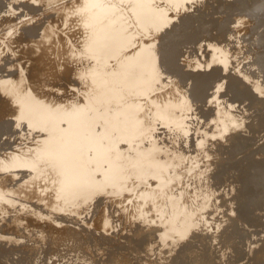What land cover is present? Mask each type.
Returning <instances> with one entry per match:
<instances>
[{
  "label": "rangeland",
  "instance_id": "1",
  "mask_svg": "<svg viewBox=\"0 0 264 264\" xmlns=\"http://www.w3.org/2000/svg\"><path fill=\"white\" fill-rule=\"evenodd\" d=\"M7 1H4L3 4L0 1V89L2 91H0V107L2 106L0 114L11 100L7 95L9 89L17 80L18 82L22 81V85L24 86H22V89H28L27 91L31 96L42 99L40 101L41 103L45 105L50 103L54 106L58 104V106L60 105L64 109L63 115H74L68 117L67 120H59L57 123L59 129H66L67 126L65 125H68L69 120H86L91 132L89 136L90 139L93 142L96 141L102 144L101 155H104L99 160L98 156L95 155V150H92L91 144L88 146L81 144L79 146L80 153H84L82 154L84 156V161L87 158V161H85L83 165L84 170L90 172L91 181H95L97 186L99 183L100 185L103 183V185H101V187L99 186L100 189H95V193L91 200H89L91 202L87 201L89 204H79L77 208L74 207L73 202L75 201L72 202V199L75 198L63 200L62 196L56 194L58 192L57 188H59L60 185H55L59 184V178L56 179L57 175L55 176L52 174V170H54L53 166L55 165L45 164L47 168L43 166L44 171L42 172H47L42 173L38 178H34L31 171V166L34 165V162L36 163V157L34 156L36 155V153L34 154L36 148L38 150L45 140L53 136V130L51 128L44 130L40 127L29 126L23 121L20 123V121L15 120L17 118L15 113H12V110L16 108L14 107L16 105H13L14 108L12 107L9 112L11 116L7 115L0 120V163L2 164L3 160H8L10 157H16L17 155V157H21L20 159L27 160L21 162L24 165H20L18 168L0 170V173H2V175L0 174V222L1 224L3 223L2 225L0 224V236L2 237L1 234H4L3 237L0 238V242L4 245L0 243V248L3 252H0V264L1 262L2 264H20L23 261L24 263L28 261L26 264H42L43 262V264H74L76 261L78 263L75 264H105L106 259L105 261L102 259L106 257L109 258L106 264L111 262L114 264H123V261H125L126 264H226V262L227 264H263L264 261L261 262L262 260L260 257L264 256V198L262 197L264 195V190H261L264 189V185L262 184L264 183V173H260L257 166L258 164L260 166V163L264 160V134H261L264 133L262 129L264 128V7L261 5L251 7L248 0H212L214 3H212L211 0H156V2L153 4L151 3L152 6L149 5L148 8L154 7L157 8L156 10H161L159 13L160 17H158L156 22L151 24L149 23V18H146V20L141 18L135 19L130 11H128V9L130 10V5L128 3V5L121 4L119 6L121 14L122 12L125 15L127 14L126 17L123 16L124 19L122 18L124 20L123 23L125 22L127 25V32L125 31L126 33L124 32V34H127V37H131L132 45L123 50L119 57L129 54H131L132 58L137 55H139V57L134 58L125 68L124 76L129 78L127 80L128 86L124 91V95L118 100L119 102L117 101L114 103L113 101L109 102L102 100L104 104L100 105L102 102L101 100L99 102L98 97L100 95L97 94L100 91L98 92L97 89L101 86L110 88L111 83L108 78L109 71H107L106 67L104 70L99 69L97 76L99 78H96V81L90 80L92 76L88 74V71L90 73L92 69H94L93 66L95 65L91 63L93 60L90 61L91 57L87 52L78 51L81 49L79 44L82 43L81 46L83 47L85 37L87 36V28L81 25V23H78V21L81 22L80 19L84 17L86 11L82 8L86 3L85 1L89 0H84V2L83 0H47L48 2L46 0ZM210 1L211 3H209ZM82 2L84 5H82ZM206 4H209V7ZM10 5L11 9L9 7ZM203 5H206L204 6L205 8L202 7ZM6 7L8 8L6 9ZM208 8L209 10L207 11ZM4 9L7 11L4 12ZM2 11L4 14L1 13ZM77 12H79L80 16ZM77 15L82 18L79 19ZM190 15L193 17L195 16L194 18L196 19L194 23L187 22V17ZM43 18L46 19V23H44ZM62 18L64 22H67L66 24L63 22ZM41 20L43 24L40 23ZM38 22L41 26L38 25ZM76 22L80 25L75 26ZM165 23H167V25L163 27L162 25ZM216 23L219 25L217 28H220V25L224 26V35L226 36L225 41L221 43V48H216L217 50L214 44V40H216L215 37H212L213 35L211 32H206L207 29H212L214 26L216 28ZM43 25L47 27H43ZM171 25L179 28L182 27V29L185 30L184 36L179 40V46L182 47V44H184V49H180L179 46L175 47V44H177L175 40H177L178 34L172 29ZM31 26H35L33 27L34 29H31ZM41 27L48 30V34L52 33L53 29L55 31L52 33L54 36L52 34H46V36V31L43 33V30L41 34V31H39ZM165 29L170 33V35H166L167 39L170 41L164 39L165 34L168 33ZM56 31L59 36L58 39L60 44L58 39L55 38L57 37L55 34ZM38 33L41 35L39 34L36 39ZM27 36H29V40ZM18 37L20 38L19 40ZM21 38H24L25 41L23 42ZM246 38L250 39L247 40ZM54 39L58 41V44L53 41ZM76 39H80V41L83 39V41L80 42ZM14 40L18 41L15 42ZM32 40L34 41L32 42ZM48 40L49 42L46 45L45 43ZM193 40L197 43L196 45L193 44ZM190 41L192 43H189ZM19 42H21L20 44L22 45L25 43L24 46L19 44L20 46L18 47L17 45ZM38 42H41L39 43L40 46ZM183 42H186V44ZM27 43L39 48L36 47L34 50V48ZM163 44L166 46L168 45L167 47L171 49L166 48L167 51H170L165 54L166 56H163V61L165 63L162 62L164 65L162 62L161 65H158L161 67V73L159 77L156 78L154 76L155 62L152 59L150 60L147 55L150 54L154 46H157V48H161H158V50H160V52L158 51L160 56L161 50L164 48ZM204 44L205 50L202 48ZM27 45L32 48H28ZM74 45L77 47H74ZM78 46L80 48H78ZM26 47L31 49V51L27 50ZM65 47L67 49L68 47L71 49L73 48L72 50L77 53L70 49H68L67 52ZM17 48H19V50ZM23 48L27 50V53L26 50L25 52L22 50ZM172 48H179V52H177L176 50L178 49H176V53H174ZM20 50L24 52V55L22 51L21 53L19 52ZM69 50L72 53H70ZM9 52L14 54L17 52V55L20 53L23 56L21 57L20 55V57L17 58L20 63L16 58H13L16 54L13 56L14 54H9ZM172 52L177 55H172ZM65 53H68L69 56L65 55ZM25 54L26 56L29 55V60L27 57V60L24 58ZM70 54L71 58L74 60H68H73V62H75L78 59V62L71 63L70 61H65L67 57L70 58ZM5 55L6 57L8 55L13 57L10 58V56H8L4 59ZM87 57L89 58L87 59ZM255 57L260 59H256ZM20 58L26 60L25 63L23 62L24 60L22 61ZM11 60H13L14 63L11 64ZM86 60L89 61L87 62ZM165 60L168 61L166 62ZM201 60L202 62L207 60V71L215 68L219 69V75L215 77L216 81L211 83L213 85L215 82L218 84L217 86L211 88V85H209L210 82H206L202 88L199 87L197 89L193 87L191 80H186V77H188L191 72L192 76H199L197 74L200 73L201 69H199L198 65L196 67V61L200 62ZM27 61L30 64L27 63ZM22 62L24 64L20 67ZM63 62H68V65L66 63L63 64ZM202 62L200 63L204 64ZM4 63H8V65L11 64V67ZM69 63L73 64V66L71 64L69 65ZM168 63L169 66H166ZM31 64L33 65L31 66ZM96 64L98 65V63ZM15 65L18 67L17 71L15 70ZM108 65L112 67L113 64L109 61ZM190 66L193 67V70ZM211 66H213V68H210ZM8 67H10V70ZM65 67H69V69L66 68L68 71L64 69ZM168 67H170V69ZM71 69L74 70L73 73L69 71ZM13 70L15 72H13ZM114 70L116 71L115 68ZM221 71L222 73H220ZM233 72L239 73V77H230ZM67 73H69L70 76ZM248 77H252V80ZM13 78L16 79L14 80ZM232 78L233 80H231ZM212 80L214 79L212 78ZM236 82L241 84H235ZM85 85H89L87 86V88H89L87 89ZM255 87L257 89L259 87V90L255 89ZM34 93H36L35 96ZM42 93L44 95H42ZM7 98H9L8 102ZM2 102H4L5 105H2ZM101 107H103L104 110H102ZM13 115L15 116L13 117ZM102 116L104 119H101V122L99 118H102ZM210 116L211 119H209ZM130 118L131 120H128ZM128 123L130 125L127 126ZM100 124L101 126H99ZM129 127H133L134 131ZM136 127L138 129H136ZM259 131L262 132L260 133ZM98 132L101 135H99ZM103 133L105 135H111L106 139V137L102 138L104 135ZM258 133H260V136H257L259 135ZM5 141H7V143ZM86 150L87 152H91V157L89 153L87 154ZM104 151H106V153ZM151 154L155 157L153 158ZM145 155L146 160H144L145 158L143 157ZM158 155H160L159 160L157 158ZM160 157H162L163 163L160 161ZM95 158H97L98 161ZM165 160H167V163ZM134 161L137 163L135 162V165H132ZM171 163H174L172 164L173 166H170ZM50 166L53 168L51 169ZM139 166L142 169L139 168L138 170L137 168ZM143 166H145V168ZM143 168L146 170L145 172ZM101 170L105 171L102 172ZM162 171L164 172L163 176ZM16 172H19V175L16 174ZM23 173H26L24 174L26 176L29 174L31 176L30 178L27 177L28 179L24 178L22 182L20 177H24ZM159 174H161V176ZM32 177L34 178L32 179L33 181L29 180ZM249 178H255V183L257 185L253 184L252 186ZM53 179H55V182ZM16 180L19 182L21 181L20 184ZM105 180L108 181L106 182L107 184H105ZM25 181H27L29 185H25ZM22 183L24 186H21ZM54 185L55 187L57 186V188L53 189ZM16 186H18L19 190ZM231 186L233 189L230 190V188H232ZM261 186L262 188H260ZM20 187H22V189ZM23 187L27 188L24 189ZM15 190L18 191L14 192ZM28 190L33 192H29ZM55 190H57V192H55ZM222 190L225 194L228 193L226 194L228 198ZM253 191L257 193H261L260 191H262V194H257L255 192V196L253 197ZM56 196L61 197H59L60 199L58 198L59 202H57ZM50 199L52 201L48 203ZM5 200L12 201L13 203L7 204ZM67 202H69V206ZM59 203H61L60 206L62 209L59 207ZM55 208L57 210H55ZM4 212L6 213L4 214ZM171 212L174 215L171 214ZM32 214H34V217ZM14 217L17 219H14ZM19 217L24 220H20ZM70 219L73 222H78V224L72 223ZM6 220L7 222L9 220V223L13 222V224L15 220L17 223L20 222L19 225L17 224L18 228L16 227V230L18 231V229H21V231L17 234L13 231V233L14 235H18V237L15 236L18 241L23 240V244L21 241L17 242L15 238L11 240L14 235L10 233L12 235V238H10L11 235L9 232H4L10 231V226L12 225L8 223L7 225L9 227L6 226ZM185 224H187L188 227L184 233L180 234L178 230ZM33 232L36 233L33 234ZM78 232L80 234L76 235ZM5 234H8L9 238L8 236L5 237ZM74 235L77 237L73 239ZM42 237L44 239H42ZM159 237L163 239L160 241ZM4 240L7 241V243H5ZM9 240L13 243L8 242ZM77 240L81 243L76 242ZM96 240L100 245L96 243ZM103 241L104 243L102 244L101 242ZM28 242L30 245H28ZM16 243H21V247L19 246L20 249L18 247L19 244L16 245ZM24 243L27 244L25 245ZM56 244L60 245V248ZM40 245L43 246V248ZM74 245L78 246L75 247ZM10 246L13 249L15 247L17 253L15 250L11 251L12 248ZM28 246L33 249L29 250L30 247ZM27 247L29 249H27ZM113 247L116 248L113 249ZM54 248H56L55 251ZM83 248L84 251L82 250ZM5 249L8 250V252L4 253V251H6ZM26 249L31 252H27ZM98 249H100V251ZM18 250L21 253L18 252ZM22 250H25L23 251L24 253ZM41 251L44 252L42 253ZM47 251H49V253ZM110 251L117 253L115 254ZM89 252L91 256L88 254ZM7 253V258L3 259L2 256L6 257L5 255ZM59 253H61L60 258L58 256ZM103 253L106 257L103 256ZM20 254H22L21 257L23 261L20 259ZM75 254H77V256ZM118 254L119 256H117ZM28 255L33 256V258L30 256V259L27 258L29 260L23 259L26 258L23 256ZM35 255L39 256L40 259ZM100 255L103 256V258H99ZM51 256L55 258V261H53ZM110 256L112 258H110ZM89 257L91 258L90 261ZM169 257L171 259H169ZM69 259H71V261H69ZM173 259L178 261L175 262ZM199 259L200 261L197 262ZM64 260L67 261L65 262ZM116 260H122V263Z\"/></svg>",
  "mask_w": 264,
  "mask_h": 264
},
{
  "label": "bare ground",
  "instance_id": "2",
  "mask_svg": "<svg viewBox=\"0 0 264 264\" xmlns=\"http://www.w3.org/2000/svg\"><path fill=\"white\" fill-rule=\"evenodd\" d=\"M1 1V3L3 4V2L4 1H7V0H0ZM9 1V0H8ZM7 1V2H8ZM11 1V0H10ZM20 1V0H19ZM30 1V0H29ZM47 1V0H46ZM49 1H51V0H49ZM161 1V0H160ZM176 1H179V0H176ZM212 1V0H211ZM211 1L209 2V3H211ZM43 2H45V1H43ZM48 2V1H47ZM83 2H84V0H83ZM82 2V5H84V3ZM86 3H85V5H84V7L82 8L84 11H86L85 12V14H84V17L82 18V17H79L80 16V14H79V12H77V14H79V16L77 15V17H79V19L80 18H82V19H80V21L81 22H79L78 20V23H81V25H83L84 27H86L87 28V36L85 37V40H84V45H83V47L81 46V44H79L80 45V47H81V49L80 50H78V51H82V52H87L89 55H90V57L92 58H90V61L91 60H93V62H91V63H94V65L95 66H93V68L94 69H92V71L89 73V71H88V74H91V76H92V78L90 79V80H92V81H96V78H99V77H97L98 76V71H99V69H105V67H106V69H107V71H109V74H108V78L110 79L109 81H110V83H111V86H110V88H104L103 86H101L100 88H98L97 90H98V92L99 93H97V91H96V93L97 94H99L100 96L98 97V99H99V102H100V100H101V102H102V100L103 101H113L114 103H116L121 97H122V95H124V91H125V89H126V87L128 86L127 85V80L129 79L128 77H126V76H124V71H125V68L128 66V64L130 63V62H132L133 60H134V58H138L139 57V55H137L136 57H133L132 58V56H131V54H129V55H125V56H121V57H119L120 56V54H121V52L123 51V50H125V49H127L128 47H131V45H132V41H131V37L129 36V37H127L125 34H124V32L126 31V29H127V25H126V23L124 24L123 23V19H124V17L123 16H125L126 17V15L122 12V14H121V12H120V5L121 4H129L130 5V10L128 9V11H130V13L133 15V17L136 19V18H138V19H144V20H146V18H149L150 19V21H149V23H151V24H153L154 22H156L157 20H158V17H160L159 16V13H160V11L161 10H156L157 8H154V7H152V8H148V6L149 5H151L152 6V4L154 3V2H156V0H89V1H85ZM132 2V3H131ZM229 2V1H228ZM227 2V3H228ZM36 3V2H35ZM152 3V4H151ZM161 3V2H160ZM160 3H159V6H160ZM202 3V2H201ZM207 3V2H206ZM212 3H214L213 1H212ZM217 3V2H216ZM248 3H249V5L251 6V7H254V6H257V5H261L262 7H264L263 5H264V0H248ZM7 4V3H6ZM44 4V3H43ZM46 4H48V3H46ZM127 4V5H128ZM156 4V3H155ZM167 4V3H166ZM190 4H192V3H190ZM226 4V3H225ZM224 4V5H225ZM45 5V4H44ZM146 5H147V7H146ZM161 5H162V3H161ZM206 5H208V7H209V4H206ZM206 5H203L202 7L203 8H205L204 6H206ZM224 5H223V7H224ZM27 6H28V1H27ZM27 6H25V7H27ZM157 6V5H156ZM199 6V5H198ZM200 6H201V4H200ZM200 6H199V8H200ZM10 7V9H11V5L9 6ZM81 7V6H80ZM162 7V6H161ZM218 7V6H217ZM216 7V8H217ZM8 7H6V9H7ZM35 8V7H34ZM159 8V7H158ZM214 8V7H213ZM3 9V8H2ZM26 9H28V8H26ZM160 9V8H159ZM221 9H222V7H221ZM220 9V10H221ZM209 10V8L207 9V11ZM5 11H7V10H5L4 9V12ZM83 11V12H84ZM2 14H4L3 13V11L1 12ZM76 13V12H75ZM83 14V13H82ZM129 14V13H128ZM72 15V14H71ZM196 15V14H195ZM62 16V15H61ZM76 16V15H75ZM74 16V17H75ZM82 16V15H81ZM136 16V17H135ZM58 17V16H57ZM195 17V16H194ZM193 16H188L187 17V22L189 23V22H191V23H194L195 22V19L196 18H194ZM54 18V17H53ZM63 18H65V17H63ZM62 18V20H63V22H64V19ZM123 18V19H122ZM129 18V17H128ZM131 18V17H130ZM44 19V18H43ZM55 19V18H54ZM49 20V19H48ZM71 20V19H70ZM69 20V21H70ZM38 21V20H37ZM44 21V23H46L45 21H46V19H44L43 20ZM61 21V20H60ZM68 21V20H67ZM129 21V20H128ZM137 21V20H136ZM135 21V22H136ZM42 22V20L40 21V23ZM54 22V21H53ZM56 22V21H55ZM63 22L61 21V23L63 24ZM148 22V21H147ZM39 23V22H38ZM38 24V25H40L41 26V24H43V23H41V24ZM49 23H50V20H49ZM48 23V24H49ZM65 24L67 23V22H64ZM139 23V22H138ZM48 24H46V25H48ZM219 24V23H218ZM223 24V23H222ZM33 25V24H32ZM45 25V26H46ZM50 25H51V23H50ZM76 25H78L77 24V22H76V24H75V26ZM80 25V24H79ZM78 25V26H79ZM167 25V23H165V24H163L162 26L163 27H165ZM28 26V25H27ZM39 26V27H40ZM44 25H43V27H45ZM52 26V25H51ZM60 26V25H59ZM63 26V25H62ZM170 26V25H169ZM172 26V29H174L175 31H176V33L178 34L177 36V40H175V43H176V41H177V44H175V47H177V46H179V40H180V38H182L184 35V29H182V27H177V26H174V25H171ZM219 25H217V23H216V28H215V26L212 28V29H207V33H209V32H211V34L213 35L212 37L214 38L215 37V39L216 40H214L215 41V49L217 48V49H219V48H221V43L222 42H224L225 41V35H224V26H221L220 25V28H217ZM33 27H35V26H31L30 28L31 29H34ZM47 27V26H46ZM49 27V26H48ZM135 27V26H134ZM42 28V27H41ZM40 28V29H41ZM52 28V27H51ZM82 28V27H81ZM162 28V27H161ZM39 29V31H41V34H42V30H43V33L45 32V35L46 34H48V30H46L45 28H42L41 30ZM48 29V28H47ZM50 29V28H49ZM63 29V28H62ZM78 29V28H77ZM85 29V28H84ZM206 29V28H205ZM23 30V29H22ZM66 30V29H65ZM64 30V31H65ZM74 30V29H73ZM80 30V29H79ZM82 30V29H81ZM86 30V29H85ZM165 30H167V29H165ZM204 30V29H203ZM212 30V31H211ZM214 30V31H213ZM52 31L53 32H55L53 29H52ZM51 31V32H52ZM71 31V30H70ZM84 31V30H83ZM133 31V30H132ZM169 31H171V30H169ZM173 31V30H172ZM205 31V30H204ZM203 31V32H204ZM52 32V33H53ZM127 32V31H126ZM125 32V33H126ZM129 32V31H128ZM166 32H168V30L166 31ZM206 32H204V33H206ZM28 33V32H27ZM49 33H50V30H49ZM52 33H50V34H52ZM83 33V32H82ZM256 33H258V32H256ZM21 34V33H20ZM26 34V33H25ZM39 34L40 33H38V35L36 36V39H37V37L39 36ZM40 34V35H41ZM50 34H48V35H50ZM56 35H57V31H56V33H55ZM59 34V33H58ZM131 34V33H130ZM201 34H203V33H201ZM53 35V34H52ZM55 35V36H56ZM86 35V34H85ZM166 35H170V33L168 32L167 34H165V37H164V39H166V40H168L167 39V36ZM256 35V34H255ZM258 35V34H257ZM3 36V35H2ZM43 36H44V34H43ZM47 36V35H46ZM54 36V35H53ZM69 36V35H68ZM252 36H253V34H252ZM252 36H250V37H252ZM20 37V36H19ZM18 37V40L20 39ZM23 37H24V35H23ZM28 37V40L30 39L29 38V36H27ZM31 37V36H30ZM45 37V36H44ZM48 37H50V36H48ZM48 37H47V39H48ZM58 35H57V37H55L56 39H58ZM82 37H83V34H82ZM245 37H246V35H245ZM7 38V37H6ZM5 38V39H6ZM25 38V37H24ZM24 38H21L22 40H23V42L25 41L24 40ZM33 38V37H32ZM31 38V39H32ZM43 38V37H42ZM41 38V39H42ZM46 38V37H45ZM54 38V37H53ZM69 38V37H68ZM256 38V37H255ZM34 39H35V37H34ZM44 39V38H43ZM51 39V38H50ZM73 39V38H72ZM163 39V38H162ZM247 39V38H246ZM250 39V38H249ZM249 39H247V40H249ZM254 39V38H253ZM3 40V39H2ZM10 40V39H9ZM13 40V39H12ZM18 40H14L15 42L16 41H18ZM69 40L71 41V39L69 38ZM77 41L79 40L80 41V39H76ZM174 40V39H173ZM172 40V41H173ZM244 40V39H243ZM246 40V41H247ZM4 41H6V40H4ZM14 41H13V43H14ZM34 40H32V42H33ZM45 41V40H44ZM53 41H55V42H57V44H58V41H59V39H58V41L57 40H53ZM76 41V42H77ZM81 41H83V39L81 40ZM80 41V42H81ZM163 41V40H162ZM165 41V40H164ZM168 41H170V40H168ZM171 41V42H172ZM200 41V40H199ZM216 41H217V43H216ZM10 42H12V41H10ZM22 42V43H23ZM26 42H27V39H26ZM31 42V43H32ZM37 42V41H36ZM48 42H49V40L45 43L46 45L48 44ZM74 42V41H73ZM73 42H72V44H73ZM160 42V41H159ZM193 44H197L194 40H193ZM227 42V41H226ZM5 43V42H4ZM7 43V42H6ZM21 42H19L18 43V47L20 46V45H22V44H20ZM39 43H41V42H38V44ZM53 43V42H52ZM65 43V42H64ZM71 43V42H70ZM161 43V42H160ZM159 43V44H160ZM170 43V42H169ZM183 43H185L186 44V42H183ZM189 43H192L191 41L189 42ZM243 43V42H242ZM247 43V42H246ZM17 44V43H16ZM15 44V45H16ZM20 44V45H19ZM25 44V43H24ZM24 44L22 45V46H24ZM27 44H29V43H27ZM37 44V43H36ZM37 44V45H38ZM59 44H60V41H59ZM74 44H75V42H74ZM77 44H78V42H77ZM76 44V45H77ZM162 44V43H161ZM160 44V45H161ZM166 44H167V41H166ZM173 44V43H172ZM188 44V43H187ZM6 45V44H5ZM10 45H12V44H10ZM34 45V44H33ZM45 45V46H46ZM159 45V46H160ZM184 44H182V47H180L179 46V48L180 49H184L185 47L183 46ZM210 45V44H209ZM229 45V44H228ZM227 45V46H228ZM242 45V44H241ZM9 46V45H8ZM13 46H14V44H13ZM29 46H32L31 44H29ZM39 46H40V44H39ZM163 46H164V48H162V50H161V54H160V56H159V54H158V51L160 52V50H158V48H157V46H154L153 47V49L151 50V52H150V54L149 55H147L148 56V58H150V60L152 59L154 62H155V69H154V76L156 77V78H158L159 77V75H160V68L161 67H159L158 65H161V62L164 60L163 58V56L165 55V54H167V53H169V51H167V49H171V48H168L165 44H163ZM187 46V45H186ZM191 46H192V44H191ZM194 46V45H193ZM204 47H202L203 48V50H205V44L203 45ZM1 47V46H0ZM27 47H28V45H27ZM26 47V48H27ZM33 48H34V50H35V48L37 47H34V46H32ZM32 47H28V48H32ZM73 47V46H72ZM74 47H77V46H75L74 45ZM73 47V48H74ZM79 46H78V48H80ZM161 47V46H160ZM170 47V46H169ZM171 47H172V45H171ZM16 48V47H15ZM22 48V47H21ZM27 48V50H30L31 51V49H28ZM37 48H39V47H37ZM56 48V47H55ZM64 48V47H63ZM66 48V47H65ZM72 48V49H73ZM167 48V49H166ZM179 48H176V49H178V50H176V49H173L172 48V50L174 51V53H176V51L177 52H179ZM191 48V47H190ZM190 48H188V49H190ZM244 48V47H243ZM11 49V48H10ZM18 50H19V48H17ZM54 49V48H53ZM60 49V48H59ZM67 49V48H66ZM68 49H70V50H72L71 48H69L68 47ZM68 49H67V52H68ZM77 49V48H76ZM159 49H161V48H159ZM216 49V50H217ZM3 50V49H2ZM22 50H24V48L22 49ZM22 50H20L19 52L21 53V51ZM26 50V49H25ZM25 50H24V52H25ZM27 50H26V53H27ZM37 50V49H36ZM70 50H69V52H70ZM176 50V51H175ZM195 50H196V48H195ZM198 50H199V48H198ZM231 50V49H230ZM238 50V49H237ZM4 51V50H3ZM2 51V52H3ZM16 51V50H15ZM32 51H33V49H32ZM66 51V50H65ZM73 51V50H72ZM163 51V52H162ZM167 51V52H166ZM236 51V50H235ZM242 51V50H241ZM13 52V51H12ZM23 52V51H22ZM24 52H23V55H24ZM47 52V51H46ZM55 52V51H54ZM73 52H76V51H73ZM125 52V51H124ZM181 52V51H180ZM214 52V51H213ZM4 53V52H3ZM19 53V55H17V52H15V54H16V56H15V54L14 53H11V52H9V54H14L13 56H15V57H13V56H10V55H8V56H10V58H19L20 57V54ZM30 53V52H29ZM36 53V52H35ZM70 53H72V52H70ZM77 53V52H76ZM234 53V52H233ZM37 54V53H36ZM74 54V53H73ZM80 54V53H79ZM78 54V55H79ZM123 54V53H122ZM172 55H177V54H173V52L171 53ZM196 54H197V52H196ZM196 54H195V56H196ZM207 54V53H206ZM65 55H67V56H69L68 55V53L66 54L65 53ZM75 55V54H74ZM77 55V56H78ZM170 55V54H169ZM178 55H179V53H178ZM199 55V54H198ZM7 56V57H8ZM29 56V55H28ZM28 56H26V54H25V57L24 58H28V60H29V57ZM166 56V55H165ZM168 56V55H167ZM171 56V55H170ZM209 56V55H208ZM246 56V55H245ZM5 57H6V55L4 56V59H5ZM6 57V58H7ZM21 57H23L22 55H21ZM32 57V56H31ZM200 57V56H199ZM198 57V58H199ZM202 57V56H201ZM258 57V56H257ZM257 57H255L256 59H260V58H257ZM10 58H9V60H10ZM27 58H26V60H27ZM42 58V57H41ZM65 58H66V56H65ZM75 58V57H74ZM80 58V57H79ZM81 58H83V57H81ZM89 57H87V59H88ZM166 58V57H165ZM196 58H197V56H196ZM254 58V57H253ZM21 59V58H20ZM50 59V58H49ZM68 59H73V58H71V54H70V58H68L67 57V60H65V61H70V60H68ZM84 59V58H83ZM176 59V58H175ZM174 59V60H175ZM194 59H195V57H194ZM200 59V58H199ZM205 59H206V57H205ZM256 59H254V60H256ZM22 61L24 60V59H21ZM26 60H24L23 62L25 63V61ZM31 60V59H30ZM74 60V59H73ZM73 60L72 61H70L71 63L73 62ZM82 60V59H81ZM170 60V59H169ZM213 60V59H212ZM251 60V59H250ZM17 61L19 62V60L17 59ZM51 61V60H50ZM77 62H78V59L76 60ZM76 61L75 62H73V63H76ZM87 61V60H86ZM89 61V60H88ZM87 61V62H88ZM109 61H111V63L113 64L112 65V67H114L115 69H116V71L114 70V68H112V67H110L108 64H109ZM166 62L168 61V60H165ZM173 61V60H172ZM199 61V60H198ZM198 61H196V67H197V65L199 66V69H201V71H200V73L199 74H197V75H199V76H192V72L191 73H189V76L188 77H186V80H191V84L193 85V87H196L197 89L200 87V88H202L205 84H206V82H210L209 83V85H211V88H213V87H215V86H217L218 84L217 83H213V85L211 84L213 81H216V76H218L219 75V69H210L209 71H207V69H208V62H207V60H205L204 62H202V60L200 61V62H202V63H204V64H201L200 62H198ZM209 61V60H208ZM252 61V60H251ZM7 62V61H6ZM16 62V61H15ZM22 62V64H21V66L20 67H22L23 66V63ZM164 62V61H163ZM162 62V63H163ZM245 62V61H244ZM9 63V62H8ZM8 63H4V64H7L8 65ZM12 63H14L13 62V60H11V64ZM20 63V62H19ZM27 63H29L28 61H27ZM26 63V64H27ZM66 63V62H65ZM64 62H63V64H65ZM71 63H69V65L71 64ZM96 63H98V65L96 64ZM165 63V62H164ZM164 63H163V65H164ZM259 63V62H258ZM11 64L10 65H8V66H10L11 67ZM16 65H18L17 63H15ZM25 64V65H26ZM30 64V63H29ZM61 64V63H60ZM67 65H68V62L66 63ZM86 64V63H85ZM254 64H256V63H254ZM261 64V63H260ZM16 65H15V67H16ZM25 65H24V67H25ZM33 64H31V66H32ZM67 65H65V66H67ZM72 66H73V64H71ZM111 65V64H110ZM166 65V64H165ZM13 66H14V64H13ZM13 66H12V68H13ZM63 66V65H62ZM86 66V65H85ZM166 66H169V63L166 65ZM171 66V65H170ZM194 66V65H193ZM248 66V65H247ZM5 67H7V66H5ZM4 67V68H5ZM10 67H8L9 68V70H10ZM61 67V66H60ZM191 68H192V70H193V67L192 66H190ZM201 67V68H200ZM11 68V69H12ZM67 67H65L64 69H66ZM163 68V67H162ZM169 69H170V67H168ZM210 68H213V66H211ZM218 68V67H217ZM223 68V67H222ZM232 68V67H231ZM23 69H25V68H23ZM63 69V70H64ZM67 69H69V67L67 68ZM66 69V70H67ZM72 69H74V68H72ZM71 69V70H72ZM76 69V68H75ZM83 69V68H82ZM150 69V68H149ZM198 69V70H199ZM244 69V68H243ZM251 69H252V67H251ZM250 69V70H251ZM255 69V68H254ZM16 71L18 70V67H16V69H15ZM69 70L70 72H72L73 73V71L74 70ZM80 70H81V68H80ZM97 70V71H96ZM151 70V69H150ZM191 70V71H192ZM5 71H7V70H5ZM57 71H59V70H57ZM68 71V70H67ZM115 71V72H114ZM166 71H168V70H166ZM226 71V70H225ZM225 71H224V73H225ZM234 71V70H233ZM260 71V70H259ZM13 72H15L14 70H13ZM20 72V71H19ZM69 72V73H70ZM100 72H101V70H100ZM164 72V71H163ZM206 72V73H205ZM5 73V72H4ZM9 73H11V72H9ZM61 73V72H60ZM69 73H67L69 76H70V74ZM77 73V72H76ZM75 73V74H76ZM220 73H222V71L220 72ZM259 73V72H258ZM6 74H7V72H6ZM75 74H73V75H75ZM226 74V73H225ZM228 74V73H227ZM239 73H237V72H233L231 75H230V77H233V78H237V77H239V75H238ZM247 74V73H246ZM61 75V74H60ZM83 75V74H82ZM257 75V74H256ZM260 75V74H259ZM72 76V75H71ZM79 76V75H78ZM226 76H228V75H226ZM244 76V75H243ZM73 77V76H72ZM107 77V76H106ZM229 77V78H230ZM260 77H261V75H260ZM7 78H9V77H7ZM7 78H6V80H7ZM18 78V77H17ZM21 78V77H20ZM212 78L214 79V80H212ZM233 78L231 79V80H233ZM248 78H250V80H252V77H248ZM254 78H255V76H254ZM14 79V78H13ZM16 79V78H15ZM14 79V80H15ZM107 79V78H106ZM223 79V78H222ZM225 79V78H224ZM243 79V78H242ZM256 79V78H255ZM254 79V80H255ZM253 80V81H254ZM9 81V80H8ZM249 81V80H248ZM256 81V80H255ZM187 82V81H186ZM217 82H219V81H217ZM234 82V81H233ZM8 83V82H7ZM12 83V82H11ZM14 83V82H13ZM77 83H79V82H77ZM107 83H109V82H107ZM239 82H236L235 84H238ZM257 83V82H256ZM262 83V82H261ZM80 84H81V82H80ZM92 84V83H91ZM90 84V85H91ZM232 84V83H231ZM239 84H241V83H239ZM258 84V83H257ZM256 84V85H257ZM22 81L21 82H18V80L16 81V83L14 84V85H12V87L9 89V91H8V93H7V95L10 97V101L8 102V99L9 98H7V102H8V104H7V102H6V106L3 108V112L0 114V120L2 119V118H5L7 115L8 116H11L10 114H9V112L11 111V108L13 107V105H16V106H14V107H16V108H14L12 111V113H15V115H16V118L17 119H15V120H18V121H20V123L23 121V122H25L27 125H29V126H35V127H40L41 129H44V130H46L47 128L49 129V128H51L52 130H53V132H54V134H53V136L52 137H50L49 139H47V140H45L43 143H42V145H41V147H39L38 148V150H37V148H36V150H35V152H34V154L36 153V155H34L35 157H36V163L34 162V165L33 166H31V171H32V173H33V177L34 178H38L42 173H45V172H47V171H45V172H42V171H44L43 169H44V167H46V165H51V164H53V165H55V166H53L54 167V170H52L53 172H52V174H54L55 176H56V179H58L59 178V184H55V185H60L59 186V188H57V186L55 187V185L53 186V189L54 188H57V190H58V192H57V190H55V192H57L56 194H58V195H60V196H62L63 197V200L65 199V200H68V199H70V198H75V199H72V202L73 201H75V202H73V204H74V207H78L79 206V204L80 205H87V204H89V202H91V201H89V200H91V198H92V196H93V194L95 193V189L97 190V189H100V187H101V185H103V183L100 185V183H99V185L97 186V184H95V181H91V178H90V172L89 171H85L84 170V167H83V165H84V162L85 161H87V158H86V160L84 161V156L82 155V154H84V153H80V150H79V146L81 145V144H85V145H89V144H91L92 146V150H95L94 152H96V154L95 155H97L98 156V159L100 160L101 159V157L104 155V154H102L101 155V149H102V144L99 142V143H97L96 141H92L91 139H90V135H91V132H90V129H89V125H88V123H87V121L86 120H84V121H82L81 119H78L77 121H72V120H69V122H68V125H65V126H67V128L66 129H59V125L57 124L58 123V121L60 120H62V119H65V120H67L68 119V117H71V116H74V115H71V116H69L68 114H66V115H63V112H64V109L59 105L58 106V104L56 105V106H54V105H51L50 103L49 104H43V103H41L40 101L42 100V99H40V98H38V97H33V96H31L30 95V93L27 91L28 89H26V90H23L22 89ZM38 86V85H37ZM86 86V85H85ZM87 86H89V85H87ZM87 86H86V88H87ZM189 86V85H188ZM24 87V86H23ZM28 87H29V85H28ZM31 87V86H30ZM262 87V86H261ZM31 88H33V87H31ZM89 88V87H88ZM87 88V89H88ZM254 88V87H253ZM255 89H257L256 87H255ZM35 90V89H34ZM37 90V89H36ZM257 90H259V87H258V89ZM0 91H1V89H0ZM87 91V90H86ZM2 92V91H1ZM36 92V91H35ZM37 92H40V91H37ZM242 92V91H241ZM244 92V91H243ZM85 93V92H84ZM33 94V93H32ZM35 94L36 93H34V96H35ZM96 94V95H97ZM42 95H44L43 93H42ZM52 95H55V94H52ZM78 95V94H77ZM180 95V94H179ZM243 95V94H242ZM3 96H5V95H3ZM38 96H40V95H38ZM74 96V95H73ZM80 97V96H79ZM56 98V97H55ZM83 98H84V96H83ZM242 98H244V97H242ZM6 99V98H5ZM45 99V98H44ZM52 99H54V98H52ZM57 99V98H56ZM60 99V98H59ZM80 99V98H79ZM4 101V100H3ZM6 101V100H5ZM52 101V100H51ZM54 101H56V100H54ZM53 101V102H54ZM119 102V101H118ZM96 103H97V101H96ZM108 103V102H107ZM220 103V102H219ZM218 103V104H219ZM4 104V102H2V105ZM104 103L102 102V104L100 103V105H103ZM109 104V103H108ZM5 105V104H4ZM96 105V104H95ZM215 105H217V104H215ZM82 106V105H81ZM99 106V105H98ZM97 106V107H98ZM2 107V106H1ZM1 107H0V109H1ZM71 107V106H70ZM105 107V106H104ZM96 108V107H95ZM100 108V107H99ZM101 109L102 110H104L103 109V107H101ZM107 109V108H106ZM209 110V109H208ZM11 113V114H12ZM99 113V112H98ZM101 113V112H100ZM102 113H103V111H102ZM97 114V113H96ZM95 114V115H96ZM104 114H105V111H104ZM103 114V115H104ZM207 114V113H206ZM15 115H13V117L15 116ZM84 115V114H83ZM102 115V114H101ZM131 115V114H130ZM161 115H162V113H161ZM208 115H209V113H208ZM64 116H66V117H64ZM99 116V115H98ZM97 116V117H98ZM106 116V115H105ZM13 117H12V119H13ZM80 117V116H79ZM100 117V116H99ZM202 117V116H201ZM206 117H208V116H206ZM131 118H132V116H131ZM131 118L130 119H128V120H131ZM100 119V121H101V119L103 120L104 118H103V116H102V118H99ZM201 119V118H200ZM209 119H211V116H210V118ZM208 119V120H209ZM4 120V119H3ZM76 120V119H75ZM127 120V121H128ZM132 120H133V118H132ZM57 121V122H56ZM100 121H99V123H100ZM211 121V120H210ZM15 122V121H14ZM13 122V123H14ZM56 124H55V123ZM97 122H98V120H97ZM102 122V121H101ZM94 123H96V122H94ZM98 123V124H99ZM127 123V122H126ZM133 123H134V121H133ZM259 123V122H258ZM97 124V123H96ZM95 124V125H96ZM137 124V123H136ZM64 125V124H63ZM94 125V126H95ZM128 125H130L129 123L127 124V126ZM163 125V124H162ZM22 126H24V125H22ZM99 126H101V124L99 125ZM98 126V127H99ZM134 126H135V124H134ZM138 126V125H137ZM20 127V126H19ZM63 127V126H62ZM139 127V126H138ZM24 128V127H23ZM95 128H96V126H95ZM130 128V127H129ZM236 128V127H235ZM13 129V128H12ZM20 129V128H19ZM128 129V128H127ZM131 130H133V127H131L130 128ZM136 129H138L137 127H136ZM261 129V128H260ZM263 130H264V128H262ZM100 131V130H99ZM124 131V130H123ZM134 131V130H133ZM13 132V131H12ZM15 132V131H14ZM96 132V131H95ZM125 132H126V130H125ZM260 132V131H259ZM262 132V131H261ZM260 132V133H261ZM127 133V132H126ZM260 133H258L259 135H257V136H260ZM11 134V133H10ZM48 134V133H47ZM96 134V133H95ZM98 134H99V132H98ZM104 134V133H103ZM128 134H129V132H128ZM261 134H264V133H261ZM44 135V134H43ZM49 135V134H48ZM47 135V136H48ZM99 135H101V134H99ZM99 135H97V136H99ZM111 134H108V135H103L102 136V138H104V137H106V139H107V137L108 136H110ZM10 136H12V135H10ZM33 136V135H32ZM128 136V135H127ZM228 136V135H227ZM96 137V136H95ZM120 137H121V135H120ZM160 137V136H159ZM254 137V136H253ZM45 138V137H44ZM224 138H225V136H224ZM243 138V137H242ZM97 139V138H96ZM105 139V140H106ZM122 139V138H121ZM131 139V138H130ZM226 139V138H225ZM90 140V141H89ZM127 140V139H126ZM232 140H235V139H232ZM31 141V140H30ZM99 141H100V138H99ZM102 141V140H101ZM104 141V140H103ZM128 141H129V139H128ZM6 143H7V141H5ZM10 142V141H9ZM33 142V141H32ZM130 142V141H129ZM192 142V141H191ZM135 144V143H134ZM133 144V145H134ZM220 144V143H219ZM32 146H34L33 144H31ZM10 146V145H9ZM8 146V147H9ZM221 146V145H220ZM81 148H82V146H81ZM90 149V148H89ZM88 149V150H89ZM228 149V148H227ZM1 150V149H0ZM24 150V149H23ZM129 150V149H128ZM33 151V150H32ZM91 151V150H90ZM25 152V151H24ZM83 152V151H82ZM84 152H85V150H84ZM86 152H87V150H86ZM105 153H106V151H104ZM127 152V151H126ZM90 154V157H91V152H87V154ZM112 153V152H111ZM86 154V153H85ZM146 154V153H145ZM158 154V153H157ZM233 154V153H232ZM24 155V154H23ZM152 155V154H151ZM3 156V155H2ZM18 156V155H17ZM10 157L8 160L6 159V160H3L2 161V164L0 163V170H6V169H15V168H18V167H20V165H24V164H22L21 162H23L24 160H27V159H20L21 157ZM33 156V157H34ZM159 156L160 155H158V160H159ZM7 157V156H6ZM33 157H31V158H33ZM145 159L144 160H146V155L145 156H143ZM142 157V158H143ZM152 157L154 158L155 156L154 155H152ZM164 158V157H163ZM93 159V158H92ZM96 160H97V158H95ZM165 159V158H164ZM157 160V159H156ZM98 161V160H97ZM150 161V160H149ZM160 161H162V157H160ZM166 161V163H167V160H165ZM253 161V160H252ZM94 162V161H93ZM96 162V161H95ZM136 161H134L133 163H132V165H135L134 163H135ZM172 162V161H171ZM33 163V162H32ZM99 163V162H98ZM110 163V162H109ZM137 163V162H136ZM162 163H163V161H162ZM165 163V162H164ZM169 163V162H168ZM255 163V162H254ZM259 163H260V161H259ZM46 164V165H45ZM100 164V163H99ZM98 164V165H99ZM140 164V163H139ZM172 164H174V163H171L170 164V166L172 165ZM96 165H97V162H96ZM102 165V164H101ZM165 165V164H164ZM208 165V164H207ZM44 166V167H43ZM147 166V165H146ZM173 166V165H172ZM49 167V166H48ZM51 167V166H50ZM53 167H51V169L53 168ZM144 168H145V166H143ZM244 167V166H243ZM258 171L261 173H264V160H263V162H261L260 163V166H259V164H258ZM47 168V167H46ZM46 168H45V170H46ZM97 168V167H96ZM131 168V167H130ZM139 168H140V166L137 168L138 170H139ZM143 168V170H144V172L146 171L145 169ZM147 168H149V167H147ZM250 168V167H249ZM33 169V170H32ZM50 169V168H49ZM50 169V170H51ZM98 169V168H97ZM106 169V168H105ZM140 169H142V168H140ZM166 169H167V167H166ZM30 170V169H29ZM165 170V169H164ZM168 170V169H167ZM248 170V169H247ZM21 171V170H20ZM19 171V172H20ZM35 171V172H34ZM102 171V170H101ZM105 171V170H104ZM104 171H102V172H104ZM107 171V170H106ZM132 171H136V170H132ZM148 171H149V169H148ZM147 171V172H148ZM257 171V170H256ZM5 172V171H4ZM19 172L17 173L16 172V174H18L19 175ZM24 172V171H23ZM29 172V171H28ZM49 172V171H48ZM146 172V173H147ZM11 173H15V172H11ZM21 173V172H20ZM50 173H51V171H50ZM106 173V172H105ZM110 173H113V172H110ZM118 173V172H117ZM121 173V172H120ZM131 173V172H130ZM151 173V172H150ZM157 173V172H156ZM163 171H162V176H163ZM1 175H2V173H0ZM5 174H7V173H5ZM24 174H26V173H23V175ZM29 174V173H28ZM30 174H31V172H30ZM24 175V177L22 178V177H20L22 180V182H23V179L24 178H27V177H29L30 178V176L32 175ZM47 174V173H46ZM52 174H51V176H52ZM101 174V173H100ZM142 174V173H141ZM4 175V174H3ZM45 175V174H44ZM116 175V174H115ZM118 175V174H117ZM127 175V174H126ZM147 175V174H146ZM151 175V174H150ZM153 175V174H152ZM160 176H161V174H159ZM168 175V174H167ZM215 175H216V173H215ZM260 175V174H259ZM264 175V174H263ZM16 176V175H15ZM26 176V177H25ZM55 176H54V178H55ZM119 176V175H118ZM139 176V175H138ZM5 177V176H4ZM31 178V179H29V180H31V181H33L32 179H34V178ZM45 177V176H44ZM43 177V178H44ZM103 177V176H102ZM165 177V176H164ZM0 178H1V176H0ZM46 178V177H45ZM52 178V177H51ZM118 178V177H117ZM257 178V177H256ZM28 179V178H27ZM47 179V178H46ZM45 179V180H46ZM119 179V178H118ZM236 179V178H235ZM258 179V178H257ZM20 180V179H19ZM55 179H53V181H54ZM102 180H103V178H102ZM122 180V179H121ZM248 180V179H247ZM19 184H20V182L18 181V180H16ZM28 181V180H27ZM27 181H25V185L27 184V185H29L28 184V182ZM30 181V182H31ZM47 181V180H46ZM53 181H52V183H53ZM110 181V180H109ZM249 181L252 183V186H253V184H255V185H257L255 182H256V180H255V178H249ZM260 181V180H259ZM6 182V181H5ZM55 182V181H54ZM105 182V184H107L106 182H108V181H104ZM125 182V181H124ZM247 182V181H246ZM263 182V181H262ZM262 182H260V183H262ZM32 183V182H31ZM30 183V184H31ZM111 183V182H110ZM34 184V183H33ZM109 184V183H108ZM248 184H249V182H248ZM258 184H259V182H258ZM263 185H264V183H262ZM262 184H260V185H262ZM16 185H18V184H16ZM119 185V184H118ZM231 185V184H230ZM246 185V184H245ZM21 186H24L23 185V183H22V185ZM100 186V187H99ZM233 186V185H232ZM231 186V187H232ZM17 187V189H18V186H16ZM98 187V188H97ZM118 187V186H117ZM120 187V186H119ZM243 187V186H242ZM255 187V186H254ZM259 187V186H258ZM264 187V186H263ZM2 188H3V186H2ZM21 189H22V187H20ZM24 188V187H23ZM27 188V187H26ZM26 188H24V189H26ZM35 188V187H34ZM247 188V187H246ZM250 188V187H249ZM252 188V187H251ZM256 188H257V186H256ZM255 188V189H256ZM260 188H262V186L260 187ZM20 189V190H21ZM52 189V190H53ZM231 189H233V187L232 188H230V190ZM242 189V188H241ZM245 189V188H244ZM254 189V190H255ZM19 190V189H18ZM18 190H15L14 192H16V191H18ZM32 190V189H31ZM30 190V191H31ZM43 190V189H42ZM123 190V189H122ZM262 191L264 190V189H261ZM8 191V190H7ZM29 191V190H28ZM29 191V192H30ZM114 191V190H113ZM223 191V190H222ZM246 191V190H245ZM244 191V192H245ZM259 191V190H258ZM262 191H260L261 193H257L256 191V193L257 194H262ZM31 192H33V191H31ZM53 192H54V190H53ZM224 192V191H223ZM254 192V191H253ZM255 192H254V194H252V193H249V194H252L253 195V197L255 196ZM28 193V192H27ZM233 193H234V191H233ZM55 194V193H54ZM106 194V193H105ZM109 194V193H108ZM224 194H225V192H224ZM226 194H228V193H226ZM225 194V195H226ZM32 195V194H31ZM57 195V196H58ZM231 195V194H230ZM54 196V195H53ZM56 196V197H57ZM59 196V197H60ZM84 196V197H83ZM107 196V195H106ZM229 196V195H228ZM249 196V195H248ZM258 196V195H257ZM260 196V195H259ZM59 197H57V202H59L58 200L61 198H59ZM79 199H78V198ZM143 197V196H142ZM226 197H227V195H226ZM250 197H252V196H250ZM263 198H264V195L262 196ZM59 198V199H58ZM228 198V197H227ZM249 198V197H248ZM257 198V197H256ZM56 199V198H55ZM146 199V198H145ZM253 199H255V198H253ZM8 200V199H7ZM141 200V199H140ZM249 200V199H248ZM256 200V199H255ZM263 200V199H262ZM6 201V200H5ZM15 201V200H14ZM45 201H46V199H45ZM51 199H50V202H48V203H51ZM55 201V200H54ZM87 201H89V202H87ZM251 201V200H250ZM249 201V202H250ZM259 201H260V198H259ZM2 202H3V200H2ZM11 202L12 201H6L5 203H7V204H11ZM21 202V201H20ZM61 202V201H60ZM63 202H65V201H63ZM72 202H70V203H72ZM143 202V201H142ZM254 202H258V201H254ZM262 202V201H261ZM13 203V202H12ZM46 203V202H45ZM54 203V202H53ZM62 203V202H61ZM61 203H59L58 205H59V207L61 208ZM69 202H67V204H68ZM146 203V202H145ZM252 203H253V200H252ZM141 204H143V203H141ZM40 205V204H39ZM55 205H57V204H55ZM63 205H65V204H63ZM6 206V205H5ZM11 206H13V205H11ZM50 206V205H49ZM66 206V205H65ZM64 206V207H65ZM68 206H69V204H68ZM165 206V205H164ZM37 207V206H36ZM39 207V206H38ZM51 207V206H50ZM57 207V206H56ZM119 207V206H118ZM19 208V207H18ZM47 208V207H46ZM59 208V209H60ZM176 208V207H175ZM41 209V208H40ZM51 209V208H50ZM62 209V208H61ZM173 209V208H172ZM9 210V209H8ZM27 210V209H26ZM55 210H57L56 208H55ZM158 210V209H157ZM160 210H162V209H160ZM163 211V210H162ZM161 211V212H162ZM173 211H175V210H173ZM238 211V210H237ZM3 212V211H2ZM48 212H50V211H48ZM177 212V211H176ZM248 212V211H247ZM261 212V211H260ZM6 212H4V214H5ZM12 213V212H11ZM164 213V212H163ZM175 213V212H174ZM254 213V212H253ZM0 214H1V212H0ZM13 214V213H12ZM38 214V213H37ZM57 214V213H56ZM59 214V213H58ZM171 214H173L172 212H171ZM178 214V213H177ZM249 214V213H248ZM30 215V214H29ZM33 215V217H34V214H32ZM47 215V214H46ZM75 215V214H74ZM174 215V214H173ZM1 216V215H0ZM5 216V215H4ZM18 216H20V215H18ZM252 216V215H251ZM10 217V216H9ZM31 217V216H30ZM75 217V216H74ZM77 217V216H76ZM7 218V217H6ZM12 218V217H11ZM28 218V217H27ZM46 218V217H45ZM81 218V217H80ZM257 218V217H256ZM4 219V218H3ZM8 219V218H7ZM14 219H17V218H15L14 217ZM19 219H20V217H19ZM43 219V218H42ZM73 219V218H72ZM169 219V218H168ZM11 220V219H10ZM20 220H24V219H20ZM71 220V219H70ZM74 220V219H73ZM77 220H78V218H77ZM111 220V219H110ZM161 220H162V218H161ZM171 220H172V218H171ZM2 221V220H1ZM4 221V220H3ZM32 221H34V220H32ZM72 221V220H71ZM79 221V220H78ZM83 221V220H82ZM104 221V220H103ZM107 221V220H106ZM6 222H7V220H6ZM25 222H26V220H25ZM113 222V221H112ZM163 222V221H162ZM164 222H165V219H164ZM9 223V220H8V222L6 223V226H8L7 224ZM19 223L20 222H18L17 223V221L15 220V223L13 224V222H11V223H9V224H12L10 227V231L8 230V231H4V232H9V234L11 233L12 235H14V233H13V231L14 232H16V234L17 233H19V231H21V229H18V231L16 230L18 227H17V224L19 225ZM34 223V222H33ZM72 223H77L78 224V222H73L72 221ZM80 223V222H79ZM99 223V222H98ZM248 223V222H247ZM0 224H1V222H0ZM3 224V223H2ZM1 224V225H2ZM22 224V223H21ZM37 224H38V222H37ZM41 224V223H40ZM95 224V223H94ZM21 226V225H20ZM27 226V225H26ZM25 226V227H26ZM76 226V225H75ZM102 226V225H101ZM100 226V227H101ZM250 226V225H249ZM9 227V226H8ZM17 227V228H16ZM103 227V226H102ZM187 224H185V225H182V227H181V229L180 230H178L179 231V233L180 234H182V233H184L185 231H186V229H187ZM178 228H180V227H178ZM2 229V228H1ZM4 229V228H3ZM32 229V228H31ZM103 229V228H102ZM106 229V228H105ZM5 230H6V228H5ZM16 230V231H15ZM73 230V229H72ZM110 230V229H109ZM177 230V229H176ZM1 231V230H0ZM36 231H38V230H36ZM107 231V230H106ZM115 231V230H114ZM28 233V232H27ZM36 233V232H35ZM34 232H33V234H35ZM41 233V232H40ZM43 233V232H42ZM45 233V232H44ZM166 233V232H165ZM10 234V235H11ZM23 234V233H22ZM21 234V235H22ZM30 234H32V233H30ZM58 234V233H57ZM62 234V233H61ZM78 234H80L79 232L76 234V235H78ZM167 234V233H166ZM2 235V237H3V235L4 234H1ZM6 235V234H5ZM12 235L10 236V238H12ZM24 235V234H23ZM29 235V234H28ZM169 235V234H168ZM8 236V234L5 236V237H7ZM15 236H17L18 237V235H14V237H13V239H11V240H14V238L16 239L17 237H15ZM32 236V235H31ZM43 236V235H42ZM55 236V235H54ZM81 236V235H80ZM103 236V235H102ZM1 236H0V238H2ZM23 237H26V236H23ZM40 237V236H39ZM68 237V236H67ZM73 237V236H72ZM75 237H77V236H75L74 235V237H73V239L75 238ZM79 237V236H78ZM193 237V236H192ZM195 237V236H194ZM8 238H9V236H8ZM31 238V237H30ZM29 238V239H30ZM19 239H20V236H19ZM25 239V238H24ZM29 239H28V241H29ZM42 239H44L43 237H42ZM41 239V240H42ZM104 239V238H103ZM159 239H160V237H159ZM163 238H161L160 239V241L162 240ZM196 239H197V237H196ZM195 239V240H196ZM17 240V239H16ZM15 240V241H16ZM25 240H27V239H25ZM39 240V239H38ZM40 240V241H41ZM48 240H50V239H48ZM80 240V239H79ZM82 240V239H81ZM101 240V239H100ZM3 241V240H2ZM19 241H21L22 242V244H23V240H19ZM18 240H17V242H19ZM33 241H35V240H33ZM44 241V240H43ZM52 241V240H51ZM68 241V240H67ZM67 241H65V242H67ZM75 241V240H74ZM89 241H91V240H89ZM4 242L5 243H7V241H5L4 240ZM8 242H10V240L8 241ZM25 242V241H24ZM27 242V241H26ZM56 242V241H55ZM69 242H70V239H69ZM76 242H80V241H76ZM93 242V241H92ZM91 242V243H92ZM1 243V242H0ZM10 243H13V242H10ZM29 243V242H28ZM31 243H33V242H31ZM38 243V242H37ZM36 243V244H37ZM48 243H49V241H48ZM51 243V242H50ZM52 243H54V242H52ZM57 243V242H56ZM81 243V242H80ZM96 243L98 244V242H97V240H96ZM102 244L104 243V241L103 242H101ZM112 243V242H111ZM196 243V242H195ZM200 243V242H199ZM2 244V243H1ZM19 244V245H18ZM16 243V245H18V247L20 246V244L21 243ZM25 244V243H24ZM27 244V243H26ZM25 244V245H26ZM47 244V243H46ZM58 244H60V243H58ZM58 244H56V245H58ZM76 244V243H75ZM78 244V243H77ZM87 244V243H86ZM85 244V245H86ZM101 244V245H102ZM3 245V244H2ZM28 245H30V243L28 244ZM43 245V244H42ZM51 245V244H50ZM67 245V244H66ZM81 245V244H80ZM98 245H100V244H98ZM106 245V244H105ZM108 245H109V243H108ZM118 245V244H117ZM4 246V245H3ZM9 246V245H8ZM23 246V245H22ZM37 246V245H36ZM41 246V245H40ZM62 246V245H61ZM75 246V245H74ZM76 246H78V245H76ZM75 246V247H76ZM87 246H89V245H87ZM86 246V247H87ZM107 246V245H106ZM116 246V245H115ZM196 246H198V245H196ZM203 246H204V244H203ZM11 247V246H10ZM14 247V246H13ZM21 247V246H20ZM20 247H19V249H20ZM28 247H30V246H28ZM27 247V249H29ZM31 247H32V245H31ZM31 247H30V249L29 250H32L31 249ZM42 248H43V246H41ZM48 247V246H47ZM53 247H54V245H53ZM58 247L60 248V245H58ZM80 247V246H79ZM81 247H82V245H81ZM83 247H84V245H83ZM85 247V248H86ZM91 247V246H90ZM93 247V246H92ZM117 247V246H116ZM116 247H113V249L114 248H116ZM119 247V246H118ZM199 247V246H198ZM201 247V246H200ZM3 248V247H2ZM12 248V247H11ZM25 248H26V246H25ZM38 248V247H37ZM49 248V247H48ZM51 248V247H50ZM74 248V247H73ZM78 248V247H77ZM207 248V247H206ZM16 249H18V248H16ZM26 249V250H27ZM39 249V248H38ZM45 249H46V247H45ZM96 249V248H95ZM105 249V248H104ZM177 249V248H176ZM181 249V248H180ZM193 249V248H192ZM209 249V248H208ZM0 250H1V248H0ZM4 250V249H3ZM6 250V249H5ZM13 250H15V247H14V249L12 248V250L11 251H13ZM29 250H27V252L29 251ZM40 250V249H39ZM44 250V249H43ZM51 250H53V249H51ZM56 250V248H54V251ZM57 250H58V248H57ZM60 250V249H59ZM62 250V249H61ZM71 250H72V248H71ZM83 251H84V248L82 249ZM99 251H100V249H98ZM107 250V249H106ZM119 250H120V248H119ZM195 250V249H194ZM251 250V249H250ZM23 251H25V250H22V252ZM53 251V252H54ZM75 251V250H74ZM86 251V250H85ZM89 251V250H88ZM102 251V250H101ZM116 251V250H115ZM118 251V250H117ZM252 251V250H251ZM1 253H3L2 252V250L0 251ZM6 252H8V250H6V251H4V253H6ZM10 252V251H9ZM15 252H16V250H15ZM18 252H20L19 250H18ZM29 252H31V251H29ZM34 252V251H33ZM42 252V251H41ZM44 252V251H43ZM42 252V253H43ZM48 253H49V251H47ZM50 252H52V251H50ZM59 252V251H58ZM91 252V251H90ZM88 253L89 255L91 254V253H93V252H91V253ZM107 252V251H106ZM110 252H112V251H110ZM130 252V251H129ZM180 252V251H179ZM200 252H201V250H200ZM203 252V251H202ZM223 252V251H222ZM0 253V254H1ZM11 253V252H10ZM17 253V252H16ZM21 253V252H20ZM24 253V252H23ZM40 253V252H39ZM38 253V254H39ZM47 253V254H48ZM62 253V252H61ZM61 253H59V258H60V254ZM65 253V252H64ZM67 253V252H66ZM76 253H77V251H76ZM81 253V252H80ZM86 253V252H85ZM108 253H109V251H108ZM112 253H115L114 251L112 252ZM117 253V252H116ZM115 253V254H116ZM29 254V253H28ZM35 254V253H34ZM45 254V253H44ZM46 254V255H47ZM53 254H55V253H53ZM57 254V253H56ZM69 254H70V252H69ZM73 254V253H72ZM96 254H97V252H96ZM101 254V253H100ZM110 254V253H109ZM215 254V253H214ZM5 255V254H4ZM7 255H8V253L5 255L6 257H4V256H2V258L4 259V258H7ZM10 255H12V254H10ZM21 255L22 254H20V257H21ZM25 255H26V253H25ZM32 255V254H31ZM31 255H28V256H23V257H26V258H23V259H27V258H29ZM40 255V254H39ZM64 255V254H63ZM71 255V254H70ZM74 255V254H73ZM76 256H77V254H75ZM81 255V254H80ZM79 255V256H80ZM98 255H99V253H98ZM108 255V254H107ZM173 255V254H172ZM202 255V254H201ZM17 256V255H16ZM36 256V255H35ZM67 256H68V254H67ZM72 256V255H71ZM91 256V255H90ZM103 256H105L104 255V253H103ZM103 256H99V258L100 257H102L103 258ZM111 256H112V254H111ZM110 256V258H112ZM117 256H119V254L117 255ZM223 256V255H222ZM11 257V256H10ZM32 258H33V256H31ZM36 257H39V256H36ZM43 257H44V255H43ZM55 257V256H54ZM56 257H57V255H56ZM82 257V256H81ZM106 257V256H105ZM114 257V256H113ZM123 257V256H122ZM195 257V256H194ZM227 257V256H226ZM232 257V256H231ZM1 258V259H2ZM48 258V257H47ZM51 258H52V256H51ZM50 258V259H51ZM58 258V259H59ZM62 258V257H61ZM69 258H70V256H69ZM90 258V257H89ZM94 258V257H93ZM96 258V257H95ZM101 258V259H102ZM115 258V257H114ZM113 258V259H114ZM120 258H121V254H120ZM119 258V259H120ZM179 258V257H178ZM201 258V257H200ZM204 258V257H203ZM261 258V262H263L264 261V256H261L260 257ZM2 259V260H3ZM21 260H22V257L20 258ZM30 259V258H29ZM29 259H27V260H29ZM35 259V258H34ZM39 259H40V257H39ZM53 259V261H55L54 259L55 258H52ZM57 259V260H58ZM82 259V258H81ZM105 259H106V261H107V259L109 260V258H103L102 260H104L105 261ZM116 259V258H115ZM118 259V258H117ZM125 259V258H124ZM169 259H171L170 257H169ZM175 259V258H174ZM173 259V260H174ZM21 260H20V262H21ZM49 260V259H48ZM61 260V259H60ZM73 260V259H72ZM87 260H88V256H87ZM91 260V258L89 259V261ZM101 260V261H102ZM214 260H215V258H214ZM229 260V259H228ZM230 260H231V258H230ZM230 260H229V263H230ZM23 261V260H22ZM31 261V260H30ZM65 261V260H64ZM67 261V260H66ZM65 261V262H66ZM69 261H71V259H69ZM75 261H76V259H75ZM79 261V260H78ZM88 261V262H89ZM95 261V260H94ZM100 261V262H101ZM106 261H105V264H106ZM112 261V260H111ZM116 261H118V260H116ZM122 260H119L118 262H121ZM175 261V260H174ZM176 261H178V260H176ZM175 261V262H176ZM180 261H181V259H180ZM200 261V259L197 261V262H199ZM204 261H205V258H204ZM203 261V262H204ZM212 261V260H211ZM232 261H234V260H232ZM28 261H26L25 263H24V261L23 262H21L20 264H26ZM32 262H33V260H32ZM47 262H49V261H47ZM52 262V261H51ZM60 262V261H59ZM62 263H64L63 261H61ZM96 262H97V260H96ZM124 263H125V261H123ZM182 262V261H181ZM186 262V261H185ZM184 262V263H185ZM224 262V261H223ZM44 263V262H43ZM42 263V264H43ZM55 263V262H54ZM75 263H78L77 261L75 262ZM74 263V264H75ZM112 263V262H111ZM111 263H108V264H111ZM122 263V262H121ZM123 263V264H124ZM170 263H173V262H170ZM183 263V262H182ZM201 263V262H200ZM1 264H2V262H1ZM29 264V263H28ZM31 264V263H30ZM46 264H48V263H46ZM50 264V263H49ZM53 264V263H52ZM61 264V263H60ZM86 264V263H85ZM96 264V263H95ZM112 264H114V263H112ZM116 264V263H115ZM118 264V263H117ZM120 264V263H119ZM126 264V263H125ZM181 264V263H180ZM226 264H227V262H226ZM263 264H264V262H263Z\"/></svg>",
  "mask_w": 264,
  "mask_h": 264
}]
</instances>
